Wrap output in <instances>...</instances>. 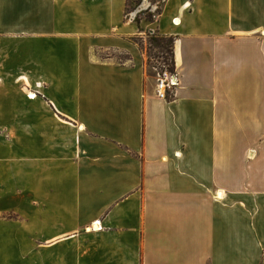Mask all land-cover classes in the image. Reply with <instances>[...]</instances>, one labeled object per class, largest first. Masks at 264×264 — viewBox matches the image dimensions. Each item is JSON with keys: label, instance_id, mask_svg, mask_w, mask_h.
<instances>
[{"label": "crops", "instance_id": "obj_1", "mask_svg": "<svg viewBox=\"0 0 264 264\" xmlns=\"http://www.w3.org/2000/svg\"><path fill=\"white\" fill-rule=\"evenodd\" d=\"M127 1L0 0V264H260L264 0ZM65 3L92 28L49 29ZM154 32L167 99L131 40Z\"/></svg>", "mask_w": 264, "mask_h": 264}, {"label": "rangeland", "instance_id": "obj_2", "mask_svg": "<svg viewBox=\"0 0 264 264\" xmlns=\"http://www.w3.org/2000/svg\"><path fill=\"white\" fill-rule=\"evenodd\" d=\"M138 5H139V1L138 0L129 1L128 4L125 6L126 16L124 15V19H126L131 12L135 11L136 9H138ZM71 7L72 6H71L70 3H65V5L62 6L61 8H58V7L54 8V7L49 5V7H48V18H49V15L53 14L54 12L56 14H59V15L61 14V16L59 17V20L56 23L49 22V19H48V27H49V29L52 28V27H59V29L72 30L77 25H79V28L82 29V30H85V29L88 30L90 27L92 28V23L87 21L85 19L86 17L85 18L81 17L80 24H79V22H76V20L71 18V13L66 12L67 10L71 9ZM146 12H148V11H146V10L145 11H141V12L137 13L136 16H138L140 19L141 18L145 19ZM112 19L114 20L115 18H112ZM106 21H107V23L109 22L108 20H106ZM151 34L152 33H147L146 35H143L142 37L145 38V39H143L142 37H139L138 39L142 43V47H143L142 48V52L144 54V65H145V70H146L147 76L153 81V84L155 85V76H154L155 72L152 70L151 66L155 64V60L158 59L159 56L163 60V57H162L163 54L161 53V51L158 48H153V49H149L148 48L149 44H148V41H147V38H148L147 36L151 35ZM79 40H80V43H81L80 57L85 62V60L88 57L87 47H88V44L91 42V40L87 36L86 37H81ZM108 52L109 51H107V53ZM241 184H242V182H241ZM241 189H242L241 191L243 192L244 188H242V185H241ZM244 196L246 197V200H244L242 198V196H241V201L245 202L246 204L251 203V201L253 202V199H254V202H256V200H257V203L258 204L260 203V201L258 199L260 196L259 197H254V196H251V195H244ZM242 211H243V209H241V213H243ZM248 212H249V215H251V213H252V215H254L256 220H257L256 221V223H257L256 234L258 233L259 236L257 234L256 237L257 238L258 237L264 238V210L261 209V207L259 209L257 207V208H254V209H248ZM240 221L241 222H245V221L247 222L248 219L241 214L240 215ZM253 244H255V248L256 249L262 248V247H264V240L257 239L256 243H253L251 241L242 240L240 242V247L241 248H252ZM263 261H264V258H261L260 264H264Z\"/></svg>", "mask_w": 264, "mask_h": 264}, {"label": "built area", "instance_id": "obj_3", "mask_svg": "<svg viewBox=\"0 0 264 264\" xmlns=\"http://www.w3.org/2000/svg\"><path fill=\"white\" fill-rule=\"evenodd\" d=\"M177 18L172 19L173 25H178L179 21L176 22ZM152 70L155 72V94L161 99L171 98L173 96V91L178 84V77L174 68H170L169 65L165 64L163 60L159 57L155 60V64L151 66ZM99 222H93L88 227L90 231H98L101 229L100 225L95 228L94 225Z\"/></svg>", "mask_w": 264, "mask_h": 264}, {"label": "trees", "instance_id": "obj_4", "mask_svg": "<svg viewBox=\"0 0 264 264\" xmlns=\"http://www.w3.org/2000/svg\"><path fill=\"white\" fill-rule=\"evenodd\" d=\"M128 2L129 1H127V4H128ZM125 16H126V13H125ZM145 19L148 21H154V16L151 12H146ZM140 20L141 19L138 16H135L134 21L137 23L138 26H139ZM147 37H148L147 41L149 44L148 48L149 49L158 48L161 51V53L163 54V56H162L163 62H165V64L169 65L170 68H175L174 59H173L174 38L172 36L161 35L157 32H154L151 35H148ZM138 38L139 37H132L131 40L134 41L135 43H137V45L140 47V49H142L143 48L142 43L140 42V40ZM143 39H145V38H143Z\"/></svg>", "mask_w": 264, "mask_h": 264}, {"label": "bare ground", "instance_id": "obj_5", "mask_svg": "<svg viewBox=\"0 0 264 264\" xmlns=\"http://www.w3.org/2000/svg\"><path fill=\"white\" fill-rule=\"evenodd\" d=\"M176 22H178V20H177V19H176ZM94 227H95V228H97V227H98V224H97V223H95Z\"/></svg>", "mask_w": 264, "mask_h": 264}]
</instances>
